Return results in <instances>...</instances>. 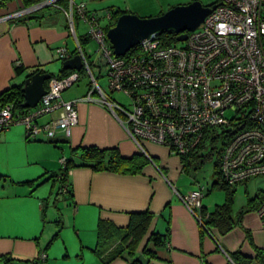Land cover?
Segmentation results:
<instances>
[{"label": "crops", "instance_id": "0c3cea01", "mask_svg": "<svg viewBox=\"0 0 264 264\" xmlns=\"http://www.w3.org/2000/svg\"><path fill=\"white\" fill-rule=\"evenodd\" d=\"M0 2H3L0 6V93L13 85H25V79L38 71L50 73L48 69L55 66L60 67L59 72L51 74L52 77L58 76L64 68L65 60L59 57L57 49L66 46L74 52V56L78 54L75 52L76 39L70 31L65 13L51 6L23 18L2 19L7 14L26 7V4L25 0ZM62 3L66 5L67 0ZM178 3L182 2H167L165 7L161 2V9L156 11L149 6H130L129 9L123 10L114 5L106 8V11L120 10L125 13L131 11L141 17H151L162 14ZM93 4L90 3L89 6ZM89 6L87 5L88 8ZM106 20L104 24L106 27L113 23V17L111 21L107 18ZM79 21L78 19L77 34L79 38H87L86 33L81 35L78 31ZM88 43L89 41L86 44ZM72 44L75 48L71 47ZM18 63L24 68L20 75L16 72ZM81 70L85 71L84 66L76 70L80 74L77 82L83 77ZM89 88L90 80L84 94L66 96L64 93L66 89L62 96L66 100L79 99L87 94ZM76 108L79 123L69 137L60 134L56 138L40 136L29 140L22 126H15L0 133V146L7 148L9 159L6 168L9 171L0 170L5 177L4 181L2 179L0 181V264H5L1 259L5 255L14 258L9 264H51L47 248L56 232L60 231L59 235L61 234L64 222L62 215L54 219H49L48 216L47 220L46 212L47 206L50 210L58 208V198L63 196L60 191L61 182L58 178L52 179L51 176L59 175L63 171L64 158L71 162L70 166L74 164L67 172L70 192L62 194H65L63 200L71 208L70 214H74L70 224H73L80 237L81 253L77 252L79 259H76L75 264H87L91 258L92 264H101L94 250L100 220L115 227L126 228L130 224L132 213L138 212L152 214L148 230L134 253L131 254L125 249L122 255L110 264H129L135 258L151 264H229L231 261L229 253L240 250L246 255H255L257 247L254 250L248 245L245 234L238 233L241 228L235 226L227 233H223L215 226L203 229L199 219L176 195L174 187L182 190L178 188L182 186L179 185L183 179L181 172L190 173L191 167L188 170L184 168L180 155L166 145L145 139L140 140L139 145L128 134L120 119L99 103L81 100L77 102ZM25 110L17 108L18 113ZM49 118L50 116H46L39 121L43 123ZM89 146L116 147L125 157L137 154L147 158V162L139 171L133 173L96 170L82 159V148ZM0 169H3L1 165ZM56 187L58 191L55 196ZM44 210L45 222L42 215ZM18 213H24L33 220L32 231L17 230L14 225L17 223ZM79 216L82 221L87 220L88 223H79ZM259 222L257 213L254 215L247 212L242 218L241 225L253 231H263ZM40 224L43 225L41 236L37 233ZM47 224L48 227L49 224H54L57 231L50 242L46 243L41 238ZM153 232L163 235L160 244L151 239ZM257 245L264 249V243ZM145 248L153 252L154 256L149 257L144 251ZM42 254L46 255V260L39 258ZM71 256L68 247L65 248L63 257L70 259Z\"/></svg>", "mask_w": 264, "mask_h": 264}, {"label": "built area", "instance_id": "2783aa9c", "mask_svg": "<svg viewBox=\"0 0 264 264\" xmlns=\"http://www.w3.org/2000/svg\"><path fill=\"white\" fill-rule=\"evenodd\" d=\"M62 1L43 0L2 19L23 18L51 6L63 11L90 88L84 97L66 100L62 93L79 80V72L53 76L34 108L18 113L16 102L0 107V133L17 123L25 124L29 140L69 137L79 123L77 102H96L116 115L139 145L145 139L185 155L210 133L223 138L220 168L227 183L235 186L264 177V0H218L221 4L188 31L186 40L166 43L154 33L121 56L115 54L101 22L103 17L111 21L112 12L99 16L84 2ZM76 19L86 22V36L96 44V66L108 67L110 91L130 96L131 108L108 97L100 85L80 43ZM57 53L64 60L74 56L66 46ZM46 116L47 121H39ZM174 189L201 221L204 187L186 194ZM61 192L66 194L67 186ZM256 213L264 226V195Z\"/></svg>", "mask_w": 264, "mask_h": 264}, {"label": "trees", "instance_id": "16d2710c", "mask_svg": "<svg viewBox=\"0 0 264 264\" xmlns=\"http://www.w3.org/2000/svg\"><path fill=\"white\" fill-rule=\"evenodd\" d=\"M7 1V0H6ZM64 1V0H63ZM218 0L214 1L212 4L217 3ZM40 0H25V6H30L32 4L39 3ZM3 2H0V6H2ZM211 4V5H212ZM112 12L113 23L106 27V32L110 27L115 25L117 19L125 13V11L114 10ZM159 35L166 43H175L177 42V34L174 32H159ZM85 37H80V43L84 46L89 39ZM138 48L135 47L134 50ZM77 52V51H75ZM24 68L18 63L16 65V72L20 75L22 74ZM73 71L62 68L59 73V77H63L68 75ZM80 72H83L81 70ZM23 85H13L11 88L5 89L0 93V105L1 107L5 104L7 105L10 102H16V107L21 110H25L22 105L25 100V95L22 91ZM221 137L212 136L210 133H206L203 137L201 143L193 149L191 152L185 155H180L182 159V163L184 168L188 170L191 165L198 166L199 163L204 162V156L212 157L216 154L217 161L215 163V176L216 180L213 183V186H219L226 193V199L223 204L217 205L213 211H207L203 206L201 209V217L202 222L201 225L203 229H209L211 226L218 227L223 233H227L231 231L240 221H242L243 216L239 218L238 221H235L232 217V205H233V197H234V189L233 185L227 183L222 175V171L220 168V157L221 151L223 149V144L220 147L216 146L217 141ZM223 140V138H221ZM206 142L208 145H212V150L210 154L203 155L204 149L207 148ZM82 159L84 163L88 164L92 168L96 170H111V171H120V172H137L139 171L144 164L147 162V158H144L141 155H133L131 157L123 156L118 148L109 147V148H100L97 146H89L82 148ZM68 159L65 160V167L63 171L59 173V175H52V179L58 178L61 182V188L63 186H67L68 192H70V185L68 180V170L74 166L72 164L70 166ZM5 178L3 174L0 172V180ZM256 199H259L257 203H253V200H249V204L246 209H242V214H245L251 210H255L261 204L263 196H257ZM256 201V200H255ZM253 203V204H252ZM46 210L42 211L43 220L45 219ZM152 220V214L149 212H138L132 213V218L130 224L126 228L115 227L113 224L108 223L106 221L100 220L98 225V240L97 245L95 247V252L101 260V264H110L113 260L122 255L125 249H128L132 254L134 250L137 248L144 234L148 230L149 224ZM60 222V221H57ZM59 232L53 236L51 242L59 236ZM162 234L153 232L151 239L155 241L156 244H160L162 240ZM145 253L149 257H153L154 253L145 248ZM230 262L229 264H264V249L256 248V253L254 256H249L244 254L242 251L238 250L233 253H229ZM5 264H9V262L14 260V258L9 257L7 255L2 256L1 258ZM46 260V259H45ZM42 263V262H41ZM40 264V263H37ZM129 264H151L150 262H144L138 258H135Z\"/></svg>", "mask_w": 264, "mask_h": 264}, {"label": "rangeland", "instance_id": "374dc122", "mask_svg": "<svg viewBox=\"0 0 264 264\" xmlns=\"http://www.w3.org/2000/svg\"><path fill=\"white\" fill-rule=\"evenodd\" d=\"M42 1V0H41ZM163 2V5L166 7L167 2H182L178 3L176 5H181V4H188L185 3V0H76L77 3L84 2L88 6L90 3H94L93 6H89V10L94 12L97 10L99 16H103V12L106 11V8L109 6L114 5L115 7L119 6L123 10H127L132 7H140V6H149L153 11L160 10L161 9V2ZM194 1V0H193ZM202 3H212L216 0H199ZM174 5V6H176ZM95 6V7H94ZM105 9V10H104ZM131 12V11H129ZM134 13V12H133ZM138 14V13H137ZM157 16V15H155ZM152 17V16H151ZM102 24L104 25L107 20L106 18L101 19ZM88 30V26L86 22L82 19L78 23V31L81 35L85 34ZM72 48H75V46L72 44ZM85 52L87 53L88 56V61L92 67V70L94 74L96 75L97 79L99 80L100 85L103 87L105 92L107 93L108 97L116 100L117 102L123 104L127 108H131V97L128 96L125 92L123 91H116L112 92L109 89L108 85V67L104 66L102 68L96 66V61L98 55L95 53L96 50V44L93 41H89L88 44L84 47ZM61 66V64H60ZM60 67L55 66L52 67L49 70L50 73L52 74H57L59 72ZM89 74L85 70L83 72V77L82 79L74 83L72 86H70L64 93L66 96H77L84 94L86 91V85L89 82ZM15 126H22L24 128V134L26 136V127L25 124H14L10 128L15 127ZM223 141L220 138L216 146L220 147L222 145ZM209 143L206 142L207 148L204 149L203 155H208L213 152L212 145H208ZM204 162H201L198 164V166L191 165L190 167V173H187L185 171L181 172V176H183V179H181L178 188L182 189L181 191L183 194H186L190 192L191 190H197L200 189L201 187H204V197L202 199V204L206 208L207 211H213L217 205L223 204L226 199V193L225 191L220 188L219 186H213L214 181L216 180L215 176V163L217 161V156L216 154L213 155L212 157L209 156H204ZM8 161L9 159L7 158V148L4 147L3 145L0 146V165L2 166L3 169L0 170H5L9 171L6 168L8 167ZM170 164L172 162L170 161ZM7 173V172H6ZM4 181V178H2ZM1 181V180H0ZM2 181V183H3ZM178 186V185H177ZM234 189V197H233V205H232V217L235 221H238L241 216H244L245 214H242V209H246L247 205L249 204V200H253V203H257L259 199H256L257 196H263L264 195V177H257L249 180L246 183L238 184L233 186ZM58 191V188H55V193L54 195L56 196ZM63 196H59L58 198V210L57 207H54V210L48 209L47 206V217L46 219H54L59 215H62L63 219V227L61 229V234L53 240V242L50 244V246L47 248V252L49 255V260L51 264H75L76 259H79L77 257V252L81 251V243H80V237L77 235L76 230L73 227V224H70V222L73 220L74 214H70L71 208L65 203L63 200L65 194H62ZM179 198L180 196L176 194ZM256 200V201H255ZM252 203V204H253ZM49 210V211H48ZM256 215L255 210H251L248 212ZM19 215L17 216V223H15L14 226H16L17 230H23V231H32L33 230V220L29 218L24 213H18ZM258 219V218H257ZM259 221V220H258ZM78 222H87V220H83L81 216L78 217ZM261 222V220H260ZM259 222V223H260ZM88 223V222H87ZM242 221H240L236 226V228H241L238 233H243L246 236V241L248 245L255 250L256 247L261 248L257 244H263L264 243V226L261 223V227L263 231H253L248 229V227H242L241 225ZM43 224V222H42ZM40 224L38 227V235L41 236L42 234V229L43 225ZM252 227V226H251ZM254 228V227H253ZM243 230V232H242ZM57 231V228L54 226V224H48L44 230V235L42 236V240L44 242H50V239L52 238L53 234ZM71 252V258H64L63 254L65 251V248H67ZM89 250V249H87ZM81 253V252H80ZM94 258V256H92ZM39 258L43 260L42 256L40 255ZM67 261V262H65ZM82 263V260H79ZM92 258L87 261V264H92L91 263Z\"/></svg>", "mask_w": 264, "mask_h": 264}, {"label": "water", "instance_id": "95a60500", "mask_svg": "<svg viewBox=\"0 0 264 264\" xmlns=\"http://www.w3.org/2000/svg\"><path fill=\"white\" fill-rule=\"evenodd\" d=\"M219 4L204 5L199 0L188 4L176 5L160 15L141 17L136 13H123L115 25L108 29L107 37L116 55H125L129 50L162 31L174 32L178 41L188 37V31L195 30ZM80 54L66 59L63 66L66 69L80 70L83 67ZM52 77L51 73L41 71L28 76L22 91L25 95L23 107L34 108L46 93V82Z\"/></svg>", "mask_w": 264, "mask_h": 264}]
</instances>
